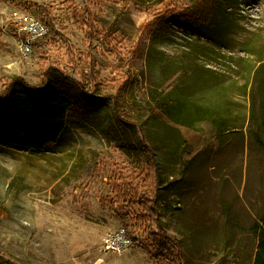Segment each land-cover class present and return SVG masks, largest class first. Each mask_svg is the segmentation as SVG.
I'll list each match as a JSON object with an SVG mask.
<instances>
[{"label": "rangeland", "instance_id": "1", "mask_svg": "<svg viewBox=\"0 0 264 264\" xmlns=\"http://www.w3.org/2000/svg\"><path fill=\"white\" fill-rule=\"evenodd\" d=\"M73 3L0 0V96L16 78L45 86L44 55L85 75L98 105L87 118L71 115L44 148L0 144V264H169L149 252L141 206L111 204L114 174L137 175L149 148L161 182L153 231L178 243L184 264H254L253 226L264 216V0ZM176 6L199 11L207 30L175 22L166 11ZM88 13L109 41L90 37L79 20ZM122 226L133 243L105 252V237Z\"/></svg>", "mask_w": 264, "mask_h": 264}, {"label": "trees", "instance_id": "2", "mask_svg": "<svg viewBox=\"0 0 264 264\" xmlns=\"http://www.w3.org/2000/svg\"><path fill=\"white\" fill-rule=\"evenodd\" d=\"M69 6H73V0H65ZM44 11H47V5H38ZM169 17L182 25L207 30L206 25L202 26L199 11L195 8H176L166 11ZM89 14V13H88ZM93 14L88 18H79L82 24L90 28V37L97 35L104 40V37L111 39L112 33L103 32L94 27ZM201 24V25H200ZM145 27L141 26L140 31ZM49 30H53L49 27ZM41 39L36 36L33 40ZM109 46V45H108ZM116 51V56L119 52ZM138 47L134 49L136 56ZM129 62V61H128ZM132 61L128 63L131 64ZM41 75L48 81L45 86L32 85L27 83L23 78H16L8 85L7 92L0 96V144L13 146L19 149L25 147L44 148L56 141L64 131L67 120L71 115L84 116L87 118L89 112L97 108V99L84 85L86 76L82 74V80H77L63 69L59 63L46 58L44 55L39 62ZM126 79L118 87V92L125 94L128 88ZM21 82L23 89L17 91L15 82ZM150 148L146 150L148 156L145 165H140L141 169L137 175H123L115 173L112 181L114 207L115 201H121L124 205L141 206V211L135 216L138 222L143 223L147 232L149 243V252L154 257L168 254L169 264H184L181 248L178 243L168 237H161L158 232H154L152 226L157 225L160 228V212L158 203L160 200V175L159 168L153 162L154 157ZM144 187V189L142 188ZM113 210H116L114 207ZM253 232L258 236L254 264H264V216L254 223ZM138 241L137 239H134ZM141 244V242L139 241Z\"/></svg>", "mask_w": 264, "mask_h": 264}, {"label": "built area", "instance_id": "3", "mask_svg": "<svg viewBox=\"0 0 264 264\" xmlns=\"http://www.w3.org/2000/svg\"><path fill=\"white\" fill-rule=\"evenodd\" d=\"M33 30H39L37 29V25L33 26ZM42 30L37 32L35 36L32 37L34 39L36 36H39ZM30 46L31 43L28 41L24 45V51L28 52L30 51ZM104 246L103 249L105 252L110 253V254H115V255H121L127 249L131 246L133 243L132 238L130 237L128 233L127 227H119L116 230L112 231V233H109L105 239H104Z\"/></svg>", "mask_w": 264, "mask_h": 264}]
</instances>
